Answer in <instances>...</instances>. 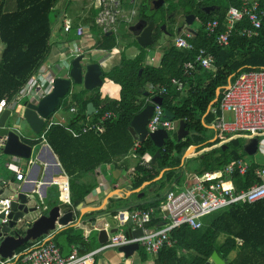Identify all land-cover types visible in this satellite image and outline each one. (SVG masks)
<instances>
[{"label": "trees", "instance_id": "trees-1", "mask_svg": "<svg viewBox=\"0 0 264 264\" xmlns=\"http://www.w3.org/2000/svg\"><path fill=\"white\" fill-rule=\"evenodd\" d=\"M15 1V10L6 12V1L0 0V43L3 45L0 54V101L7 102H12L16 95L39 75L54 46L53 24L60 18L56 9L60 0ZM242 1L203 0L201 4L213 3L220 8L210 14L200 15L202 26L189 40L193 50L177 48L170 42L162 50L159 65H149L146 63L147 50L155 48L160 40L159 34H155L153 46L148 49L139 47V54L134 58L123 56L119 65L103 73L105 83L119 86L118 99H109L102 93V89L84 90V94H73L70 101L66 99L70 94L63 99L56 111L61 108L69 111L74 107L76 113L67 125L51 123L55 113L52 114L43 132L46 142L69 177V207L83 203L95 188L97 168L112 164L117 167L120 160L131 154L136 141L128 130L130 123L154 97L162 98V109L166 118L178 126L179 122H184L189 135L178 141L177 132H172L174 137L171 139L172 134L168 130L170 137L163 148H157L150 138L140 143L135 153L138 156L135 169L141 174L137 177L136 186L153 181L162 170L168 169L162 179L151 184V187H158L160 191L165 189L167 195L169 190L185 179V168L181 167V163L185 153L192 147H198L190 157L199 161V168L193 171L189 187L203 173L218 171L227 164L247 156L243 146L251 135L228 136L218 130L217 139L211 142L214 130L206 127H215L221 117L220 112L215 114L210 108L217 107L227 88L221 90L219 100L214 103L217 90L228 86L230 77L233 80L239 73L264 69V16L261 27L254 30L250 36H243L241 32L243 28L251 27L248 21L244 20L237 25V30L227 47L219 46L213 37H208L204 32V25L211 20H218V32H223L228 10L231 7L239 8ZM258 1L260 8L264 9V0ZM167 2L169 12L178 13L182 8L186 14H197V0ZM148 7L144 1L140 7L141 18L159 23L161 11L164 9L149 12ZM93 14L94 12L85 22H93ZM160 22L167 23L165 20ZM116 46V35L98 33L97 49L111 52ZM200 49L206 50L212 57V68L197 67L186 71L185 65L195 61ZM148 88L151 89L149 92ZM91 102L96 112L88 116L87 106ZM108 112L113 113L115 117L102 120ZM93 125H97L96 130L83 131L85 127ZM262 135L256 137L260 139ZM157 151L161 153V157L155 166L152 161L146 163L142 159L146 154L154 156ZM259 166L250 160L248 174L237 176L235 179L239 188H247L255 182L253 173ZM85 178H89L90 182H86ZM166 195L159 193L148 206L140 208H157ZM49 204V207H55L59 202L56 200ZM95 214L89 213L86 217L92 219ZM213 215L215 216L211 222L204 224L199 230L182 226L172 231L174 245L162 249L154 258L140 248L141 264H205L214 252L225 259L227 264H264V200L254 204L235 205ZM92 221L95 222L94 218ZM168 223L161 217H156L146 227L161 229ZM127 234H130V231H127ZM54 241L62 254L70 251L74 245H88L84 231L73 227L58 233ZM31 244L32 242L26 243L18 251ZM97 247L98 245H95L92 249Z\"/></svg>", "mask_w": 264, "mask_h": 264}, {"label": "built area", "instance_id": "built-area-1", "mask_svg": "<svg viewBox=\"0 0 264 264\" xmlns=\"http://www.w3.org/2000/svg\"><path fill=\"white\" fill-rule=\"evenodd\" d=\"M97 11L95 24L103 33L118 34L122 21L130 22L120 0H87ZM264 9L260 8L258 0H243L239 8L231 7L228 10L225 20V30L218 32L220 23L218 20H211L204 25V32L208 37H213L221 47H227L233 33L237 30V25L244 20L248 21L251 27L241 30L242 35H252L254 30L261 27ZM64 28L70 29V24L65 23ZM89 29L79 25L76 28V35L86 36ZM191 35H179L174 43L177 48L193 50V45L189 41ZM78 56H85L81 50L72 49L70 53L64 55L63 63L69 62L66 69V76L69 78L70 61ZM197 67L205 69L212 68V57L204 49H200L194 62L185 65L186 71H192ZM54 79H51L44 89L40 87L37 77L24 87L15 97V101L27 98L28 101H37L43 95L49 93L53 88ZM181 88V85H180ZM162 91H165L162 89ZM152 103V101H150ZM154 111L150 118L147 129L149 133L160 129L170 130L174 127V122L166 118L162 105L152 103ZM8 105L6 100L0 101V113ZM215 114L221 113V117L216 122L215 128L228 136L238 134H249L257 136L264 134V69L251 70L239 73L234 76L227 91L217 107L211 108ZM75 113L76 109L71 108ZM233 114V121L225 119V114ZM115 117L111 112L106 113L102 120ZM97 125L85 127L84 132L96 130ZM45 139V132L42 134ZM139 142H135L133 150L137 151ZM259 164V163H257ZM253 175L255 182L247 188H239L235 179L237 176H246L249 172V161L238 159L227 164L222 169L215 172H206L197 177L193 184L186 189L171 190L157 208H140L130 213L132 229H142V235L134 237L123 232L113 234L112 237L103 244L102 247L93 251L81 253L76 246H72L68 255H63L61 249L54 241V231L48 235L32 241V244L16 251L12 257L1 259L0 264H93L97 255L107 249H119L122 246L137 243L147 254L156 257L159 252L172 247L171 233L182 226H189L192 230H199L204 226L202 219L239 204H254L264 200V164H259ZM10 170H14L9 165ZM18 181H24V174L16 169ZM63 191V199L70 204L71 192L68 182L60 184ZM0 209H4V219L2 223L8 221L7 217L11 212V200L0 199ZM38 209L42 213L48 212V207L41 202ZM156 217H161L168 221V225L161 229L148 228L146 225Z\"/></svg>", "mask_w": 264, "mask_h": 264}, {"label": "crops", "instance_id": "crops-1", "mask_svg": "<svg viewBox=\"0 0 264 264\" xmlns=\"http://www.w3.org/2000/svg\"><path fill=\"white\" fill-rule=\"evenodd\" d=\"M71 1L75 2L76 5L75 7L71 8L69 12L66 13L65 11H59L60 10L59 8L57 9L59 11L60 18H57L53 24L54 26V37H53L54 46L52 47V50H51V53H50V56L47 62L44 63V65L39 71V75L37 76L38 82L40 83L39 84L40 87H43L44 89L48 86L51 79H55V77L61 76L59 75L60 71L59 72H57L58 70L55 71V68L58 65L63 63L62 59H64V55H67L68 53H70L72 49L81 50L82 53L85 55L84 57L88 58V61L90 63L91 62L100 63L104 72H108L111 69H113L115 66L119 65V63L121 62V59L123 58V54L121 56L119 54L118 55L116 54L117 51L124 50L123 48L119 46V43L121 42L120 35L116 36L117 46L111 52L96 48L97 41H98V33L99 32L103 33V32L95 24V18L97 16V11L93 8L92 4L87 0H71ZM144 1H146L149 6L148 7L149 12H155V11L164 9L163 11H161L162 16L160 18V21L165 20L167 21V23L168 22L174 23L175 19L178 16L177 12L176 14L174 12L168 11L169 2H167V0H164V5L159 7L158 9L150 7L151 2L155 0H120L121 7L123 8L127 17L130 18V22L128 23L125 21H122L120 27H123L126 30L125 32L126 36H127V32L129 36L131 35V38L134 40V43L137 46L136 47L137 49L132 53L131 57L124 56L126 58L131 59V58L136 57L139 54V47L141 46L138 44L135 36L130 31V28H131L130 26L138 18L140 20H145L141 18V15H140V7L144 3ZM202 1L203 0H197V3H202ZM202 5H206V6L211 5L210 12L208 14L216 10H219L220 8L218 5L213 4V3L202 4ZM211 8H214V11H212ZM93 12L95 14V15L93 14L94 21L85 22L89 19L91 13ZM192 14L194 15L195 13H192ZM160 21L159 23H163ZM196 21L197 20L195 19V21H193L192 24L195 23ZM147 22L149 23L151 21H147ZM65 23L70 24L69 30H66L64 28ZM155 24L157 25V22H155ZM79 25L88 27L89 33L86 36L79 37L76 35V28ZM201 26L202 25L200 24V28ZM167 27L169 28L168 25ZM94 28L98 29L99 31H95L96 29ZM188 29H191V26H189ZM192 31L193 32L184 31V32L178 33L172 40H175V38L179 35H185L187 32H189V34L191 35V38H193L196 35L198 30H192ZM163 39L166 45L172 42V40L168 41L165 37ZM172 43L175 45L174 42ZM165 46L162 47V50ZM2 50H3V47L0 48V54ZM158 51H156L155 48H153V50L152 49L147 50L148 52L147 60H146L147 64L154 65V66L159 65L161 58H162V53H161V56H158ZM71 60L72 59H69L68 61H71ZM65 76L62 75V77H65ZM104 85H105V81H104ZM76 86H77L76 90H74L73 88L71 89L70 97L68 99L69 101L72 99L71 97L73 94H84L85 89L83 88V86H80V85H76ZM150 90H151L150 88L147 89L148 92ZM119 96H120V89H119ZM20 102L21 101L13 100L12 102H8V105L4 108V110L7 109L10 111L11 110L13 111V115L11 116L10 120L14 123L15 121H17V117L20 114L19 111L21 107L23 106V105L22 106L20 105ZM152 103L154 102L152 101ZM152 103H149V104H152ZM18 107L20 109H18ZM68 112L71 114V117L76 113V112L75 113L71 112V108ZM56 113H57V116H59V121L55 122L51 118V123H58L62 125H67L69 123L71 117L66 119V116L63 114V112L59 110L56 111L55 114ZM174 127L178 131L179 126L176 125V123H174ZM209 127H212V128H209ZM17 128H20V129L27 128V132H26L27 136L26 138H22V140L25 143L32 145L34 147L33 148L34 150L37 147H39L38 153L34 154V156L37 155V158L36 159L32 158L31 161H28V160L19 159L17 157H7L5 161L8 164V170L4 169L3 171L0 170V172H3V174L7 175V179L9 180L10 182L9 184L12 188H14L15 186H18L20 188H26V189L35 187L34 193L37 196L38 205H40L41 202H43L44 205H46L49 210L51 208L49 207L50 206L49 203L51 201L58 200L59 202L58 206L61 207L62 211H67V210L72 209L75 214L74 222L70 224V226H68L67 228H58L59 226H57V230L54 231V237L61 231L66 230L70 227L83 230L84 236L88 240V245L86 246L82 244L79 247L76 246L81 253L95 250V249H92L95 247V245H98L96 249L103 246V243L99 242V231L95 227H93V224L97 221L98 217L101 216L103 213H107L111 215L118 221L119 223L118 227L120 229L119 232H123L127 234V231H130V234L128 235H132V231L134 230L132 229V224L130 221V213L133 211L131 209L134 208V210H136V209H140V207L148 206L151 203V201H153L154 199L158 197L159 193H164V195H166L165 189L160 191L158 187H151V184L153 182H156L162 179V177L164 176L165 172L168 169L162 170L160 175L151 182H145L140 186L135 185L137 182V177H139V175L141 174H139L138 171H136L135 169L138 163V156L135 154L136 151L132 150L129 156H127L126 158L118 162L117 167L112 164V165L100 166L99 168H97V170L95 171V179H96L95 188L86 196L85 201L83 203L79 204L76 207L74 206L69 207L71 203L68 204L63 199V191L60 186V184L64 182H68L70 185L69 177L66 175L65 171L63 170L58 160V157L55 155L52 148L49 146V144L46 141L42 139V134L44 133L43 130L40 134L34 135L29 130V128L26 125V122L23 119H20L19 126ZM207 128H209L210 130H214V137L212 138L211 142L215 141L218 137L217 135L218 130L214 126H208ZM252 137H256V136H251L250 138ZM250 138H248L245 143H247ZM259 143H260V139H259ZM191 153L192 152H190L189 155L187 156L188 158L190 157ZM152 157L153 156L146 154L142 157V159L146 163H148L152 161ZM187 157L182 159V163H181V167L185 168V179H182L180 183L176 185L174 189H171V190L181 189L179 187H184L186 185L189 186V183H190L189 180L191 179L194 173L191 170L192 165H190V163L188 162ZM241 159H245L249 161L250 163V159H248L247 157L241 158ZM254 163L264 164V160L261 161V159L257 158L254 161ZM9 165H11L14 170H10ZM16 169L20 170L24 174V181L17 180L16 178L17 174L15 172ZM85 181L90 182V179L85 178ZM89 213H96L95 216L93 217L95 222L92 221L93 218L91 219V218L86 217V215H88ZM126 223L127 225L124 227ZM105 229L109 232L111 228L108 225H105ZM112 235L113 234H109L108 240L112 237ZM89 248H91L92 250H89ZM70 252L71 250L65 251L64 253L65 255H68ZM93 264H141V258L137 252H135L134 255L130 257H126L124 253L119 251V249H107L96 256Z\"/></svg>", "mask_w": 264, "mask_h": 264}, {"label": "water", "instance_id": "water-1", "mask_svg": "<svg viewBox=\"0 0 264 264\" xmlns=\"http://www.w3.org/2000/svg\"><path fill=\"white\" fill-rule=\"evenodd\" d=\"M164 5V0L151 2V8L158 9ZM214 11V8H211ZM196 17L189 14L186 18V24L191 26ZM165 26H163L164 28ZM156 24L154 21L147 22L140 20L136 25L130 28V31L136 38L138 44L146 49L154 44V34ZM184 31L193 32L191 29ZM181 31H179L180 33ZM109 35H112L109 33ZM103 69L98 62H89L88 58L78 56L70 61L69 78L55 77L52 90L40 97L37 101H27L20 109L17 121L10 120L13 111L3 109L0 113V170H8V164L5 159L7 157H17L22 160L31 161L34 156V147L25 143L22 138L27 136V128H17L20 119L26 122L29 130L38 135L42 132L49 117L56 112L61 106L63 99L71 93V89L80 85L87 91L102 89L104 86ZM232 81V77L228 80V86L219 88L214 103H217L220 97L221 90L228 88ZM148 93H146L147 95ZM152 101L162 105L161 97H154ZM211 110V108H210ZM154 106L147 105L139 114L135 115L128 128L133 139L139 143L145 142L148 138L152 140L157 148H163L166 140L169 138V133L165 129H160L156 132L149 133L147 124L152 117ZM96 112L94 104L90 103L87 106V114L92 115ZM208 127V126H207ZM212 128V127H209ZM189 135L184 122H179L177 131V139L181 141ZM197 147H192L183 157L186 158L190 152L196 150ZM244 152L248 156H254L259 150V138L252 137L243 146ZM161 157L159 151L152 157V164L155 166L157 159ZM7 179V175L0 172V199L11 200V212L8 215V221L2 223L4 219V209H0V260L12 257L13 254L26 243L35 241L42 236L48 235L58 228H67L75 220L74 211H62L60 206L51 207L48 213H42L38 209V199L35 192V187L26 189L15 186L12 188ZM118 221L107 213H103L98 217L93 224L99 231V242L106 243L109 234L119 232ZM108 225L111 229L109 232L105 229ZM127 223L124 225V227ZM134 237L142 235V229L132 231ZM140 249L137 243L122 246L119 251L124 253L126 257L134 255ZM205 264H227L225 259H222L217 252H214L210 260Z\"/></svg>", "mask_w": 264, "mask_h": 264}, {"label": "rangeland", "instance_id": "rangeland-1", "mask_svg": "<svg viewBox=\"0 0 264 264\" xmlns=\"http://www.w3.org/2000/svg\"><path fill=\"white\" fill-rule=\"evenodd\" d=\"M6 3H5V11L6 12H11V11H14L15 8H16V1L15 0H5ZM76 3L71 1V0H60L59 3L57 4L56 6V9H60L59 11H65L66 13L69 12V10L73 7H75ZM182 8L179 9V12H178V16H177V20L182 22L183 21V17L185 15V13L181 10ZM180 19H179V18ZM191 29L192 30H199L200 29V24H199V21L197 20L195 23H193L191 25ZM125 32L126 30L123 28V27H120L119 28V31H118V35H120L121 37V42L119 43V46L121 48H123L124 50L123 51H117V55L119 54L120 56L123 54V56H126V57H131L132 53L137 49L135 43H134V40L131 38V35L129 36L128 35V32H127V36L125 35ZM164 37L161 38V40L159 41V45H157L155 47L156 51H158V56H161V53H162V47L166 45L164 39ZM172 42H174V40H172ZM159 46V47H158ZM3 47V45L0 43V48ZM158 47V48H157ZM161 48V49H160ZM153 50V49H152ZM68 63L69 62H65V63H62L60 65H58L56 68H55V71L59 72V75H66L65 71L68 67ZM76 87L77 86H74L73 89L76 90ZM102 91L103 93L105 94V96H107L108 98L110 99H117L119 97V87L115 84H112L110 82H106L105 85L102 87ZM70 96H68L66 99H69ZM28 101L27 98H24L21 100L20 102V105H24L26 102ZM19 105V107H20ZM18 107V109H20ZM59 111L63 112V114L66 116V119L67 118H70L71 117V114L61 108ZM225 119L226 121H233V114L231 113H228L225 115ZM52 120L55 121V122H58L59 121V116H57V113L54 114V116L52 117ZM177 125V124H176ZM172 132H177L176 128L173 127L172 129H170V133L172 134L171 135V139H173V133ZM250 137V136H249ZM190 150V149H189ZM39 151V147H37L35 150H34V154H37ZM248 159L250 160H253L255 161L257 158L264 160V134L262 136H260V143H259V151L258 153L255 155V156H246ZM188 162L190 163V165H192V171L196 170L199 168V161H195L194 160V157H189L188 158ZM181 189H186V188H189L188 185L184 186V187H179ZM215 215L211 214V215H207L205 216L202 221L205 223V224H208L211 222V220L213 219ZM140 252L141 250L139 249V251H137L138 255L140 256Z\"/></svg>", "mask_w": 264, "mask_h": 264}, {"label": "flooded vegetation", "instance_id": "flooded-vegetation-1", "mask_svg": "<svg viewBox=\"0 0 264 264\" xmlns=\"http://www.w3.org/2000/svg\"><path fill=\"white\" fill-rule=\"evenodd\" d=\"M149 5H150V3H149ZM197 6H198L197 14H194V15L196 17V20H198L199 23L202 25L200 15H202L203 13L208 14L210 12L211 5L206 6V5H202L201 3H197ZM150 7H151V5H150ZM155 8H156V6H155ZM189 14L184 15V17H183L184 19L182 22L178 21L177 18L175 19L174 23H169V22L168 23H158L157 22L155 34H159L160 40L162 37H165L168 41L172 40L179 33V31L183 32V30L189 28V26L186 24V18ZM139 21H140V19L138 18L135 22H133L131 24L130 27L136 25ZM167 25L169 26L170 29L167 27ZM163 26H165V27L163 28Z\"/></svg>", "mask_w": 264, "mask_h": 264}]
</instances>
